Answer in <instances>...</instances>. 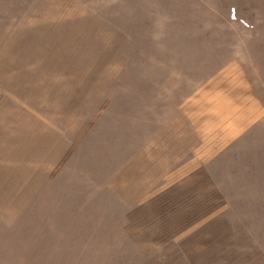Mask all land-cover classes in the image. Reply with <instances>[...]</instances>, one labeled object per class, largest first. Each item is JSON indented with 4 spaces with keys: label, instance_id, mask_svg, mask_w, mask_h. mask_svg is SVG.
Returning a JSON list of instances; mask_svg holds the SVG:
<instances>
[{
    "label": "rangeland",
    "instance_id": "rangeland-1",
    "mask_svg": "<svg viewBox=\"0 0 264 264\" xmlns=\"http://www.w3.org/2000/svg\"><path fill=\"white\" fill-rule=\"evenodd\" d=\"M214 73L264 106V0H0V264H264Z\"/></svg>",
    "mask_w": 264,
    "mask_h": 264
},
{
    "label": "crops",
    "instance_id": "crops-1",
    "mask_svg": "<svg viewBox=\"0 0 264 264\" xmlns=\"http://www.w3.org/2000/svg\"><path fill=\"white\" fill-rule=\"evenodd\" d=\"M199 77L204 79L202 76ZM173 80H175V78ZM206 80L207 82L199 81L198 85L201 87V91L199 93L192 91V94L199 95V97H201L199 100H201L204 95H208L209 110L212 107V103L216 105L217 101H228L230 103V108L226 110L229 115L225 117L223 119L224 122L219 123L218 126L234 128L233 132L237 138L243 136L249 127H254L260 123V121L264 120L263 103H261V101L259 102L256 98L249 97L246 75L214 73L208 74ZM178 82L179 80L177 79L176 83L178 84ZM204 83H206V86L208 85L206 89L203 87ZM213 97L216 99H213ZM225 97L227 98L224 99ZM196 101H198V99ZM196 101L193 103H196Z\"/></svg>",
    "mask_w": 264,
    "mask_h": 264
}]
</instances>
